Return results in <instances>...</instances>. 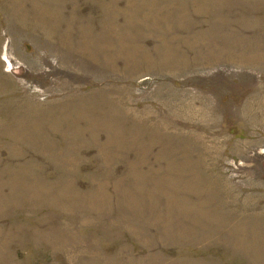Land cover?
<instances>
[{
	"label": "rangeland",
	"instance_id": "374dc122",
	"mask_svg": "<svg viewBox=\"0 0 264 264\" xmlns=\"http://www.w3.org/2000/svg\"><path fill=\"white\" fill-rule=\"evenodd\" d=\"M0 264H264V0H0Z\"/></svg>",
	"mask_w": 264,
	"mask_h": 264
}]
</instances>
